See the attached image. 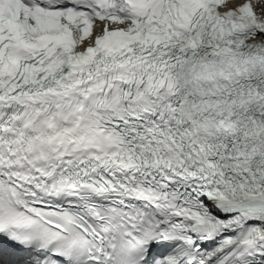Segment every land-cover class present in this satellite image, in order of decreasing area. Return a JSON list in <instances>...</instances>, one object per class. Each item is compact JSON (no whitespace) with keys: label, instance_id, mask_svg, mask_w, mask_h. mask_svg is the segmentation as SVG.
<instances>
[{"label":"snow or ice","instance_id":"obj_1","mask_svg":"<svg viewBox=\"0 0 264 264\" xmlns=\"http://www.w3.org/2000/svg\"><path fill=\"white\" fill-rule=\"evenodd\" d=\"M0 264H264V0H0Z\"/></svg>","mask_w":264,"mask_h":264}]
</instances>
